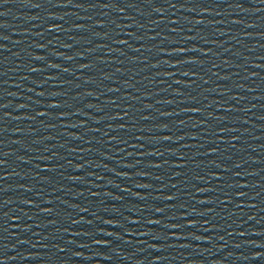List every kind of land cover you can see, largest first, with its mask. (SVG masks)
<instances>
[{
    "label": "water",
    "instance_id": "1",
    "mask_svg": "<svg viewBox=\"0 0 264 264\" xmlns=\"http://www.w3.org/2000/svg\"><path fill=\"white\" fill-rule=\"evenodd\" d=\"M104 4L0 3V177H6L0 179V260L5 264H75L80 179L71 177L81 175ZM49 168L53 171H42Z\"/></svg>",
    "mask_w": 264,
    "mask_h": 264
},
{
    "label": "snow or ice",
    "instance_id": "2",
    "mask_svg": "<svg viewBox=\"0 0 264 264\" xmlns=\"http://www.w3.org/2000/svg\"><path fill=\"white\" fill-rule=\"evenodd\" d=\"M5 2H6V0H0V3H5ZM261 2L264 3V0H261ZM34 6H37L38 7V5H34ZM58 6H60V7H67L69 5L65 4V5H58ZM74 6L75 7H82V5H80V4H75ZM112 6L113 5H109V4H104L103 5V7H105V8L112 7ZM130 6H134V5H130ZM171 7L175 8L176 7V4H171ZM155 11L159 12L160 9L159 8H156ZM0 15H4V13H0ZM176 22L177 21H172V23H176ZM158 23H162V21H160ZM196 23L200 24V23H203V21L202 20H197ZM0 27H3V25H0ZM101 27H103V25H101ZM49 31H55V29H49ZM173 31H175V30L173 29ZM129 35H132V33H129ZM114 42L117 43V44H127V41H125V40H116ZM173 43H175V42H173ZM134 51H139V49H134ZM182 51L183 50H181V49H177L175 53H169L168 55L179 54ZM191 51H198V49H195L194 48V49H191ZM204 55H208V53H204ZM36 59H43V57H39L38 56V57H36ZM69 59H71V57H69ZM164 63H168V61H164ZM178 63L195 64V63H197V61L196 60H182V61H179ZM50 66L51 67H58V65H50ZM158 66L159 65H157V64L152 65V67H158ZM176 66H178V64L177 65H173V67H176ZM84 67H90V65H87L86 64V65H84ZM31 71L38 72V71H40V69L33 68V69H31ZM64 71L67 72L68 69H64ZM0 75H3V73H0ZM183 75L187 76L188 73L187 72H184ZM49 79H52V78L49 77ZM223 79H227V77H224ZM176 83H180V81H176ZM205 83H207V81H205ZM186 87H191V85H186ZM110 91H116V90L115 89H110ZM178 94H180V93H178ZM39 95H44V93L41 92V93H39ZM52 95L55 96V95H58V93H52ZM88 95H92V93H88ZM113 103H115V101H113ZM167 103H171V101H167ZM2 107H7V105H2ZM21 107H23V105H21ZM50 107H52V108H59V107H61V105H59V104H51ZM184 111L185 112L198 113V114L201 113V109L195 108V107L194 108L184 109ZM228 111H230V109ZM126 112H127V110H126ZM37 115L45 116V115H47V113H45V112H39V113H37ZM165 115H172V113H165ZM124 118L125 117H123V116H113V117H111V119H114V120H123ZM211 118L212 117H209V119H211ZM143 119L147 120V119H149V117L145 116V117H143ZM217 119H222V117H218ZM97 123H99V121H97ZM123 127L124 126L122 125L121 128H123ZM166 127H167V125H165V128ZM125 130H127V129H125ZM94 131H99V130L98 129H95ZM226 131H235V130L234 129H221L220 130V134H223V132H226ZM76 138L79 139V137H76ZM134 138L136 140L143 139V137H140V136H136ZM171 139L172 138L170 136H164L163 137V140H165V141H170ZM178 139L179 140H183V139H185V137L184 136H180V137H178ZM223 143H229V141H223ZM213 152H216V150L214 149ZM155 154H156L155 152H147L146 153V155H155ZM211 154L212 153H209V155H211ZM171 155H176V152H172ZM180 159L183 160L184 157H180ZM2 164H3V162L0 161V166H2ZM151 166L152 167L159 168L162 165L155 164V165H151ZM212 166H214L216 168H220V164L216 163L215 161L212 162ZM173 167L183 168V167H186V165H184V164H176V165H173ZM235 167L239 168V167H241V165L236 164ZM42 171H53V169H51V168H49V169H42ZM224 171L225 172H228V171H230V169L225 168ZM237 175H239V173H237ZM212 178L215 179V180H217V181H222V180L225 179L224 176H218V175H215V174H212ZM0 179H6V177H0ZM71 179L73 181H76V180H79L80 177H71ZM137 187L147 188V187H149V185L139 184V185H137ZM173 187H175V185H173ZM229 187H247V185H229ZM206 191H213V189H211V188H208V189L200 188L198 192L203 193V192H206ZM237 194H239V195H237ZM237 194H236L237 195V199H239L240 197L246 195L245 193H242V192L241 193H237ZM81 195H83V193H81ZM93 195H96V193H93ZM225 195L227 196L228 194L225 193ZM164 199L167 200V201H173V200L176 199V197L169 195V196L164 197ZM230 202L231 201L230 200H227V199L221 201V203H230ZM197 203H201V204H204V203L211 204V203H213V201L212 200H206V201L205 200H200V201H197ZM45 211L46 212H50L51 209H46ZM155 211L157 213H163L164 212V209L163 208H160V207H157L155 209ZM194 214H195V210H194ZM199 215L203 216V215H205V213L204 212H201V213H199ZM184 218L186 219V217H184ZM106 222L107 223H111V221H106ZM73 223H78V221H73ZM132 223H139V221H133ZM148 223L153 224V225H159V224H161V220H159V219L149 220ZM185 226L188 227V228H194V227H196V223L195 222L188 223ZM165 227H168V225H165ZM172 227L179 228L180 226L179 225H172ZM109 235H111V233H109ZM197 239H199V237H197ZM96 243H100V242L99 241H96ZM0 264H5V262L3 260H0Z\"/></svg>",
    "mask_w": 264,
    "mask_h": 264
}]
</instances>
